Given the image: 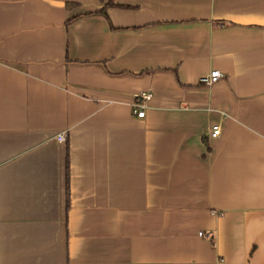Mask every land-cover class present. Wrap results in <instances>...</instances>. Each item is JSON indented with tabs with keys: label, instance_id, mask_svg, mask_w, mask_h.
Returning a JSON list of instances; mask_svg holds the SVG:
<instances>
[{
	"label": "crops",
	"instance_id": "obj_1",
	"mask_svg": "<svg viewBox=\"0 0 264 264\" xmlns=\"http://www.w3.org/2000/svg\"><path fill=\"white\" fill-rule=\"evenodd\" d=\"M0 264H264V0H0Z\"/></svg>",
	"mask_w": 264,
	"mask_h": 264
},
{
	"label": "built area",
	"instance_id": "obj_2",
	"mask_svg": "<svg viewBox=\"0 0 264 264\" xmlns=\"http://www.w3.org/2000/svg\"><path fill=\"white\" fill-rule=\"evenodd\" d=\"M222 74L218 71H211L206 78L202 80L203 85L205 86H211L212 84L218 82L220 79H222ZM152 96L150 93H144L139 96L138 103L134 104L132 106V112L135 113L137 118L144 117V109L146 107V104L151 100ZM221 134L220 126L217 124L212 125L208 131L206 132V135L209 139L218 137ZM56 140L60 143L64 142L66 140V134L64 132L59 133L56 136ZM203 233L199 232V235H202Z\"/></svg>",
	"mask_w": 264,
	"mask_h": 264
},
{
	"label": "trees",
	"instance_id": "obj_3",
	"mask_svg": "<svg viewBox=\"0 0 264 264\" xmlns=\"http://www.w3.org/2000/svg\"><path fill=\"white\" fill-rule=\"evenodd\" d=\"M109 4H111V3H109ZM109 4H106V5H109ZM69 5V4H68ZM67 6V5H66ZM68 7V6H67ZM93 14H98V15H101V16H104V17H106V15H105V7L102 9V10H100L99 12H95V13H93ZM73 19V18H72ZM72 19H70L69 21H71ZM68 21V22H69Z\"/></svg>",
	"mask_w": 264,
	"mask_h": 264
}]
</instances>
